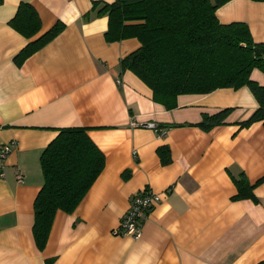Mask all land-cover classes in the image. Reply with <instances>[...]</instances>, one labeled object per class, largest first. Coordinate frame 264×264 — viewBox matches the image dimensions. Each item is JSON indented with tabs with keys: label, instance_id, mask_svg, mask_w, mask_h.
Segmentation results:
<instances>
[{
	"label": "crops",
	"instance_id": "0c3cea01",
	"mask_svg": "<svg viewBox=\"0 0 264 264\" xmlns=\"http://www.w3.org/2000/svg\"><path fill=\"white\" fill-rule=\"evenodd\" d=\"M93 1L0 4V144L16 142L0 161V264H264V180L253 198L235 199L241 174L250 184L264 177V124L239 125L258 107L255 97L247 86L217 88L179 94L177 107L165 109L135 74L120 71L119 60L140 47L137 38L107 42V16L84 18ZM20 2L40 18L30 39L8 24ZM215 15L221 24L245 23L253 41L264 43V0H229ZM57 22L64 29L17 65L28 41ZM250 79L264 85L257 68ZM226 108L224 123L207 131L196 125ZM74 126L88 128L104 167L71 213L55 212L39 249L33 204L44 182L40 155L59 128ZM160 147L169 151L165 164ZM146 189L159 200L140 237L115 233Z\"/></svg>",
	"mask_w": 264,
	"mask_h": 264
},
{
	"label": "trees",
	"instance_id": "16d2710c",
	"mask_svg": "<svg viewBox=\"0 0 264 264\" xmlns=\"http://www.w3.org/2000/svg\"><path fill=\"white\" fill-rule=\"evenodd\" d=\"M229 0H114L93 1L89 12L107 16V42L135 37L140 47L119 60L120 71H131L151 89L153 101L165 109L177 107L179 94H204L217 88L238 89L247 86L258 107L241 127L261 121L264 124V85L250 79L254 68L264 74V43H255L245 23L221 24L215 10ZM260 1V0H255ZM2 0H0V4ZM8 24L30 39L40 29L34 7L20 2ZM64 24L29 40L15 57L20 65L53 40ZM230 108L215 114H203L196 125L207 131L224 123ZM87 127H62L40 155L43 185L34 200L33 236L39 249L48 238L57 210L71 213L104 167V154L90 139ZM158 155L163 164L169 161L167 147ZM243 174L235 180V199L253 198Z\"/></svg>",
	"mask_w": 264,
	"mask_h": 264
},
{
	"label": "built area",
	"instance_id": "2783aa9c",
	"mask_svg": "<svg viewBox=\"0 0 264 264\" xmlns=\"http://www.w3.org/2000/svg\"><path fill=\"white\" fill-rule=\"evenodd\" d=\"M142 126L155 128L153 123H145ZM158 133L163 134L164 130L157 129ZM16 147V142L11 140L7 143L0 144V161H3L6 156ZM4 176L2 166L0 165V177ZM18 182L22 180L21 174L18 172L16 175ZM159 200L158 194L146 189L136 194L130 201L129 208L119 223V228L115 233L124 236H131L138 238L141 235V222L146 216L151 207Z\"/></svg>",
	"mask_w": 264,
	"mask_h": 264
}]
</instances>
